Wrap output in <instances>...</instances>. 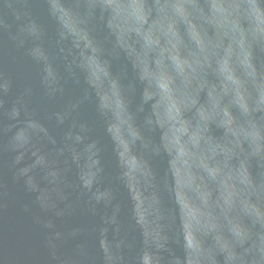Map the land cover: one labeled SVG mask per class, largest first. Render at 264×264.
Listing matches in <instances>:
<instances>
[{
	"label": "water",
	"instance_id": "1",
	"mask_svg": "<svg viewBox=\"0 0 264 264\" xmlns=\"http://www.w3.org/2000/svg\"><path fill=\"white\" fill-rule=\"evenodd\" d=\"M0 264H264V0H0Z\"/></svg>",
	"mask_w": 264,
	"mask_h": 264
}]
</instances>
